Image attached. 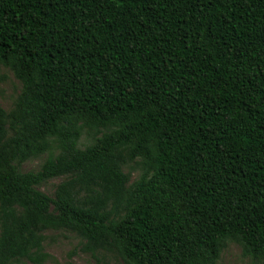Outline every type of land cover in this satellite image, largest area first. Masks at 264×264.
Masks as SVG:
<instances>
[{
  "label": "trees",
  "instance_id": "obj_1",
  "mask_svg": "<svg viewBox=\"0 0 264 264\" xmlns=\"http://www.w3.org/2000/svg\"><path fill=\"white\" fill-rule=\"evenodd\" d=\"M0 64V264L51 260L47 230L96 264L264 262V0H0Z\"/></svg>",
  "mask_w": 264,
  "mask_h": 264
},
{
  "label": "rangeland",
  "instance_id": "obj_2",
  "mask_svg": "<svg viewBox=\"0 0 264 264\" xmlns=\"http://www.w3.org/2000/svg\"><path fill=\"white\" fill-rule=\"evenodd\" d=\"M23 88L22 82L8 67L0 64V105L10 111ZM94 141L93 135L83 132L79 147L85 148ZM49 153L31 158L20 166L22 172H37L48 158ZM126 173H130L131 182L137 180L142 172V167L135 162L124 167ZM65 180V177H55L41 184L38 188L53 197L57 186ZM46 240L44 247L52 259L45 264H96V260L90 253L81 250L82 239L74 232L67 230H47L44 232ZM106 263H114L113 258H108ZM219 264H264L243 253L242 247L235 242H228L223 248Z\"/></svg>",
  "mask_w": 264,
  "mask_h": 264
}]
</instances>
